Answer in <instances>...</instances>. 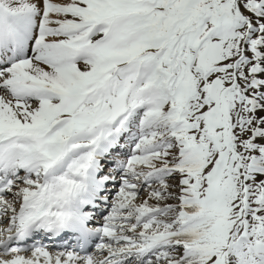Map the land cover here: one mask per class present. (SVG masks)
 <instances>
[{
  "label": "snow or ice",
  "instance_id": "obj_1",
  "mask_svg": "<svg viewBox=\"0 0 264 264\" xmlns=\"http://www.w3.org/2000/svg\"><path fill=\"white\" fill-rule=\"evenodd\" d=\"M0 264H264V0H0Z\"/></svg>",
  "mask_w": 264,
  "mask_h": 264
}]
</instances>
